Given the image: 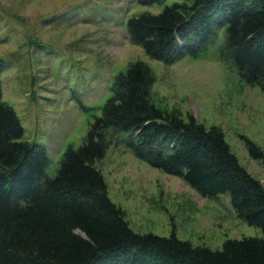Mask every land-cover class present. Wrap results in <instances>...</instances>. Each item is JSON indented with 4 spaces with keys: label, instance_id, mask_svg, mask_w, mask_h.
<instances>
[{
    "label": "trees",
    "instance_id": "1",
    "mask_svg": "<svg viewBox=\"0 0 264 264\" xmlns=\"http://www.w3.org/2000/svg\"><path fill=\"white\" fill-rule=\"evenodd\" d=\"M127 30L134 45L166 65L197 56L223 30L221 57L245 84L264 91V0L175 3L160 14L133 17ZM1 76L0 64V264H264L263 184L241 165L220 127L155 105L156 77L148 65L135 62L117 76L102 115L83 145L66 151L53 178L46 175V148L24 141L17 112L3 100ZM119 133L130 136L127 145L139 160L180 178L203 198L229 196L238 217L263 237L229 239L212 250L175 232H134L97 168L108 136ZM241 139L264 165V151Z\"/></svg>",
    "mask_w": 264,
    "mask_h": 264
},
{
    "label": "rangeland",
    "instance_id": "2",
    "mask_svg": "<svg viewBox=\"0 0 264 264\" xmlns=\"http://www.w3.org/2000/svg\"><path fill=\"white\" fill-rule=\"evenodd\" d=\"M195 1L144 6L139 0H0L3 100L17 112L24 141L46 148L48 177L56 176L70 147L83 145L117 76L143 62L156 77L155 105L220 127L241 165L264 186V165L249 156L241 139L264 151V91L245 84L221 57L224 31L197 56L186 54L173 65L153 60L130 40L127 23L133 17ZM129 138L110 134L97 168L134 232L161 237L175 232L180 240L212 250L229 239L263 237L261 229L238 217L229 196L203 198L180 178L151 168L129 148Z\"/></svg>",
    "mask_w": 264,
    "mask_h": 264
}]
</instances>
